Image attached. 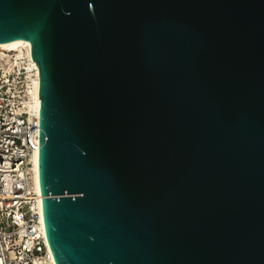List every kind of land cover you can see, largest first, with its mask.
I'll use <instances>...</instances> for the list:
<instances>
[{
  "label": "water",
  "instance_id": "1",
  "mask_svg": "<svg viewBox=\"0 0 264 264\" xmlns=\"http://www.w3.org/2000/svg\"><path fill=\"white\" fill-rule=\"evenodd\" d=\"M21 38L55 264H264V0H0Z\"/></svg>",
  "mask_w": 264,
  "mask_h": 264
},
{
  "label": "built area",
  "instance_id": "2",
  "mask_svg": "<svg viewBox=\"0 0 264 264\" xmlns=\"http://www.w3.org/2000/svg\"><path fill=\"white\" fill-rule=\"evenodd\" d=\"M1 51L0 264H54L31 161L39 143V113L24 103L29 79L17 73L16 65L10 68ZM31 72L39 80L36 68Z\"/></svg>",
  "mask_w": 264,
  "mask_h": 264
},
{
  "label": "bare ground",
  "instance_id": "3",
  "mask_svg": "<svg viewBox=\"0 0 264 264\" xmlns=\"http://www.w3.org/2000/svg\"><path fill=\"white\" fill-rule=\"evenodd\" d=\"M0 49L1 56L5 57L7 60V63H9V67L12 68L13 66H17V73L23 74L22 70L25 71L24 74H26V79L29 80L26 81L27 84V90H26V96L24 98V103L26 106H28L27 110L30 112L39 113V80L32 76L31 70L33 68H36V74L39 75V70L37 64L33 61L31 58L30 53V41L27 39H17L8 41L5 43L0 42ZM9 51V52H6ZM22 72V73H21ZM38 154H39V148L36 146V149L34 150L31 161H32V169H33V177H34V184L36 187V190L39 191L41 194V191L39 189V181H38ZM42 196V194H41ZM42 204V200L40 201ZM42 206V205H41ZM55 264V260H54Z\"/></svg>",
  "mask_w": 264,
  "mask_h": 264
},
{
  "label": "rangeland",
  "instance_id": "4",
  "mask_svg": "<svg viewBox=\"0 0 264 264\" xmlns=\"http://www.w3.org/2000/svg\"><path fill=\"white\" fill-rule=\"evenodd\" d=\"M23 71V75H24V77L26 78V74H24L25 73V71L24 70H22Z\"/></svg>",
  "mask_w": 264,
  "mask_h": 264
}]
</instances>
